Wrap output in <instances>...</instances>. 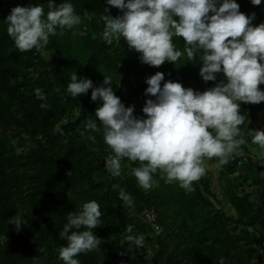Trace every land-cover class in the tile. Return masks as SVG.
<instances>
[{
    "label": "trees",
    "instance_id": "obj_1",
    "mask_svg": "<svg viewBox=\"0 0 264 264\" xmlns=\"http://www.w3.org/2000/svg\"><path fill=\"white\" fill-rule=\"evenodd\" d=\"M61 2L56 0L57 5ZM71 2L81 23L50 36L43 48L21 52L7 34L4 18L16 5H46L47 0H0V264H63L58 249L66 241L59 233L68 213L91 200L103 213L93 230L101 244L79 254L81 264H264V176L254 175L249 167V146L256 145L250 118L264 111V101L241 102V113L249 120L240 126L246 140L238 150L242 154L222 166H217L219 158L208 159L217 170L219 192L233 210L232 218L215 208L218 198L204 176L193 182L195 191L187 192L178 182L167 183L158 171V183L145 190L131 175L139 161L127 159L121 176H111L105 162L112 153L102 126L100 132L85 127L90 117L99 123L95 111L100 102L91 100V89L69 96L67 85L74 72L95 86L104 75L111 76L115 94L125 106L135 105L137 116L145 115V101L153 98L145 95L146 77L157 71L164 73L165 81L199 91L215 86L224 74L203 81L198 54L195 61L184 55L161 66L142 63L123 39L112 44L102 39L101 16L121 15L120 9L106 0ZM237 3L242 13L256 14L254 25L264 22V0L261 5ZM174 42L183 49L182 37H174ZM36 88L47 95L49 108L39 107ZM248 182L251 191L244 188ZM114 184L132 195L133 206L119 198ZM15 215L24 219L20 231L10 224ZM128 225L132 234L145 236L142 248L128 249ZM151 236L156 248L149 256Z\"/></svg>",
    "mask_w": 264,
    "mask_h": 264
},
{
    "label": "clouds",
    "instance_id": "obj_2",
    "mask_svg": "<svg viewBox=\"0 0 264 264\" xmlns=\"http://www.w3.org/2000/svg\"><path fill=\"white\" fill-rule=\"evenodd\" d=\"M120 9L115 17L104 14L102 39L107 44L123 39L130 50L139 53V60L150 66L166 61L202 62L199 75L203 81H215L218 73L224 79L204 91L184 87L180 82L165 81L157 71L146 77L144 92L148 98L142 108L144 116L134 115L135 105L125 106L113 90L111 76L104 75L99 86L90 78H78L75 72L67 85L69 96L76 98L91 89V100L99 101L94 118L85 127L93 132L103 128V138L111 149L105 168L113 177L122 174V161H139L131 175L140 187L149 190L158 183L154 174L161 172L167 183L178 182L187 192L195 191L194 183L207 172L206 158H219L227 164L246 143L240 126L249 122L241 113V102L264 101V22L254 25L256 14L242 13L237 0H106ZM261 5L262 0H251ZM47 9V10H46ZM7 34L21 51L48 45L50 36L63 35L81 23L71 0H47V4L16 5L4 18ZM59 29V33H58ZM174 37L183 38V49ZM163 81V84L161 83ZM35 95L47 109V95L36 88ZM252 142L264 147V129L250 130ZM95 140V136L90 137ZM121 200L133 206L132 195L118 184ZM100 204L84 202L68 213L59 233L66 241L58 249L63 264H81L79 254L93 251L101 244L94 229L101 224ZM16 231L24 226L21 215L11 218ZM128 249H140L145 236L132 234L128 225ZM123 254V253H122ZM221 264L223 261L221 260Z\"/></svg>",
    "mask_w": 264,
    "mask_h": 264
},
{
    "label": "rangeland",
    "instance_id": "obj_3",
    "mask_svg": "<svg viewBox=\"0 0 264 264\" xmlns=\"http://www.w3.org/2000/svg\"><path fill=\"white\" fill-rule=\"evenodd\" d=\"M44 55V53H43ZM129 83L135 87L136 82L133 80H129ZM125 89V87L123 86ZM250 121L253 124V130L259 129L260 126L264 123V111L258 113L254 118H250ZM249 157L251 159L252 164L249 165L251 167L252 173L257 176H264V147L256 144L249 146ZM207 165V172L204 177L208 180L211 191L218 198V201L214 202V206L217 210H221L227 217L232 218L234 216L233 210L226 204L225 200L222 199L219 190L218 183V173L215 169V166L209 162L208 159L205 160ZM246 167H244L245 170ZM243 172L245 173V171ZM250 183L244 185V188L248 191H251V188L248 186ZM159 233V231L157 232ZM156 248L154 238L151 236L147 243V254L150 256L153 253V250Z\"/></svg>",
    "mask_w": 264,
    "mask_h": 264
}]
</instances>
